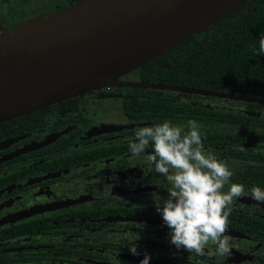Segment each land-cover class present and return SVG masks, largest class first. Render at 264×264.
I'll list each match as a JSON object with an SVG mask.
<instances>
[{"label":"flooded vegetation","instance_id":"flooded-vegetation-1","mask_svg":"<svg viewBox=\"0 0 264 264\" xmlns=\"http://www.w3.org/2000/svg\"><path fill=\"white\" fill-rule=\"evenodd\" d=\"M85 1L0 0V37ZM245 3V15L258 6L264 26V0L240 6ZM236 10L221 18L236 17ZM232 54L223 57L239 56ZM158 59L148 64L157 66ZM143 67L36 111L42 113L36 124L21 121L0 134V264H138L142 257L128 251L136 232L138 248L151 254L149 264H264V203L250 195L231 206L230 255H173L153 206L158 194L166 195L167 182L150 174L147 159L128 146L139 126L197 119L205 147L232 167L231 180L264 187V69L254 81L247 70H232L226 85L173 90L147 82ZM129 178L137 179L134 187Z\"/></svg>","mask_w":264,"mask_h":264},{"label":"water","instance_id":"water-1","mask_svg":"<svg viewBox=\"0 0 264 264\" xmlns=\"http://www.w3.org/2000/svg\"><path fill=\"white\" fill-rule=\"evenodd\" d=\"M245 1L87 0L3 35L0 123L98 90L177 48Z\"/></svg>","mask_w":264,"mask_h":264},{"label":"clouds","instance_id":"clouds-1","mask_svg":"<svg viewBox=\"0 0 264 264\" xmlns=\"http://www.w3.org/2000/svg\"><path fill=\"white\" fill-rule=\"evenodd\" d=\"M258 40L264 48V34ZM203 135L197 119L183 124L163 119L139 126L128 138L129 152L137 158L145 157L151 166L149 173L167 182L166 195L158 194L153 206L167 229L173 255L206 252L212 257L226 258L231 248L225 234L231 206L241 195H250L258 205L264 203V187L246 188L232 181V167L215 150L205 147ZM129 179L134 187L137 179ZM137 225L141 231L146 227L143 223ZM136 233L128 251L142 257L138 264H149L151 254L138 248L136 241L141 236Z\"/></svg>","mask_w":264,"mask_h":264},{"label":"trees","instance_id":"trees-1","mask_svg":"<svg viewBox=\"0 0 264 264\" xmlns=\"http://www.w3.org/2000/svg\"><path fill=\"white\" fill-rule=\"evenodd\" d=\"M245 5L246 3L237 8L236 17L230 18V15H226L164 54L158 59L157 66L152 63L145 65L141 71L146 81L164 83V86L169 87L214 83L226 85L231 83L229 75L232 70H247V79L256 80L258 71L264 69V48H261L258 40V36L264 34V26L259 20L258 6L255 5L245 15ZM242 46H245L244 49ZM226 53L239 56H231V59L227 60L223 57ZM242 54L246 56L241 57ZM241 61H245L246 65ZM32 119L36 124L38 120H42V113L36 112L0 125V134L6 133L7 126H15L21 121L29 122ZM12 130L13 128L10 129Z\"/></svg>","mask_w":264,"mask_h":264},{"label":"rangeland","instance_id":"rangeland-1","mask_svg":"<svg viewBox=\"0 0 264 264\" xmlns=\"http://www.w3.org/2000/svg\"><path fill=\"white\" fill-rule=\"evenodd\" d=\"M37 20H39L40 18H36ZM20 28V27H19Z\"/></svg>","mask_w":264,"mask_h":264}]
</instances>
